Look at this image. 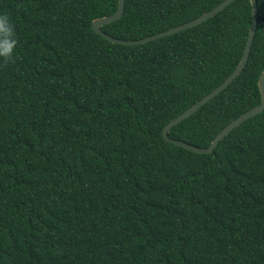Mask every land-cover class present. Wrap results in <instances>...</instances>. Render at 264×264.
I'll return each instance as SVG.
<instances>
[{"label":"trees","instance_id":"obj_1","mask_svg":"<svg viewBox=\"0 0 264 264\" xmlns=\"http://www.w3.org/2000/svg\"><path fill=\"white\" fill-rule=\"evenodd\" d=\"M224 0H126L103 29L140 40ZM245 68L168 136L205 148L261 102L264 2ZM119 0H0L18 38L0 63V264H264V111L211 154L164 126L236 68L250 0L140 45L100 35Z\"/></svg>","mask_w":264,"mask_h":264},{"label":"water","instance_id":"obj_2","mask_svg":"<svg viewBox=\"0 0 264 264\" xmlns=\"http://www.w3.org/2000/svg\"><path fill=\"white\" fill-rule=\"evenodd\" d=\"M236 0H224L221 2L219 5H217L214 9L211 11H208L204 13L202 16L191 20L185 24H181L179 26L173 27L169 30H166L164 32H161L159 34L137 40V41H125L124 39H120L117 37L112 36L111 34L103 31L102 26L108 22H111L113 20L119 19L122 17L125 11V3L126 0H119V7L113 15L105 16L102 18H97L93 21V27L95 30L103 35L104 37L108 38L109 40L116 42V43H123L126 45H139V44H144L150 41H155L160 38L170 36L182 31H185L187 29H190L192 27H195L197 25L202 24L203 22L215 17L218 13L223 11L225 8H227L229 5H231L233 2ZM252 4V9H253V22L250 30V34L248 37L247 45L245 48V51H243L242 57L236 66L235 70L217 87L215 88L212 92L201 98L198 102L193 104L190 108L182 112L180 115H178L176 118L171 120L169 123H167L163 130H162V135L165 141L174 144L176 146L182 147L187 151L198 153V154H211L217 144L224 139L226 135H228L233 129L238 127L241 123L245 122L246 120L260 114L261 112L264 111V71L260 75L258 79V85H259V90L261 93V103L260 105L256 106L255 108L249 110L248 112L243 113L240 115L238 118L233 120L230 124H228L226 127H224L212 140L210 145L205 148H200L196 147L193 145H190L186 142L179 141V140H174L168 137V132L169 130L183 121L184 119L188 118L190 115H192L194 112H196L200 107H202L204 104H206L209 100H211L214 96L219 94L222 90H224L240 73L241 71L245 68L246 63L249 58L250 50H252L254 39L257 33L258 29V19H259V8H258V1L257 0H250Z\"/></svg>","mask_w":264,"mask_h":264},{"label":"clouds","instance_id":"obj_3","mask_svg":"<svg viewBox=\"0 0 264 264\" xmlns=\"http://www.w3.org/2000/svg\"><path fill=\"white\" fill-rule=\"evenodd\" d=\"M264 2V0H262ZM18 38L15 25L8 12L0 11V63L8 62L15 56Z\"/></svg>","mask_w":264,"mask_h":264},{"label":"bare ground","instance_id":"obj_4","mask_svg":"<svg viewBox=\"0 0 264 264\" xmlns=\"http://www.w3.org/2000/svg\"><path fill=\"white\" fill-rule=\"evenodd\" d=\"M125 5H126V3H125ZM118 7H119V6H118ZM124 12H125V11H124ZM115 13H116V12H115ZM112 15H113V14H112ZM123 15H124V14H123ZM123 15H122V16H123ZM108 16H109V15H108ZM104 17H105V16H104ZM100 18H102V17H100ZM96 19H97V18H96ZM119 19H120V18H119ZM94 20H95V19H94ZM116 20H118V19H116ZM113 21H114V20H113ZM111 22H112V21H111ZM108 23H109V22H108ZM94 29H95V28H94ZM102 29H103V26H102ZM103 31H105V30L103 29ZM105 32H106V31H105ZM163 32H164V31H163ZM107 33H108V32H107ZM99 34H100V33H99ZM109 34H110V33H109ZM158 34H159V33H158ZM100 35H101V34H100ZM155 35H156V34H155ZM102 36H103V35H102ZM112 36H113V35H112ZM114 37H115V36H114ZM149 37H150V36H149ZM105 38H106V37H105ZM117 38H119V37H117ZM146 38H147V37H146ZM107 39H108V38H107ZM120 39H122V38H120ZM143 39H144V38H143ZM140 40H141V39H140ZM125 41H131V40H125ZM135 41H137V40H135ZM150 42H151V41H150ZM147 43H148V42H147ZM144 44H145V43H144ZM123 45H126V44H123ZM139 45H140V44H139ZM132 46H135V45H132ZM246 64H247V63H246ZM261 74H262V73H261ZM236 78H237V77H236ZM236 78H235V79H236ZM235 79H234V80H235ZM232 82H233V81H232ZM232 82H231V83H232ZM231 83H230V84H231ZM227 87H228V86H227ZM212 91H213V90H212ZM212 91H211V92H212ZM222 91H223V90H222ZM222 91H221V92H222ZM221 92H220V93H221ZM217 95H218V94H217ZM217 95H216V96H217ZM214 97H215V96H214ZM209 101H210V100H209ZM260 103H261V102H260ZM259 105H260V104H259ZM257 106H258V105H257ZM254 108H255V107H254ZM252 109H253V108H252ZM250 110H251V109H250ZM248 111H249V110H248ZM248 111H247V112H248ZM261 113H262V112H261ZM175 118H176V117H175ZM168 123H169V122H168ZM178 124H179V123H178ZM175 126H176V125H175ZM173 127H174V126H173ZM168 137H169V136H168ZM169 138H170V137H169ZM171 139H172V138H171ZM174 140H176V139H174ZM179 141H181V140H179ZM183 142H184V141H183ZM193 146H194V145H193ZM197 154H198V153H197Z\"/></svg>","mask_w":264,"mask_h":264}]
</instances>
